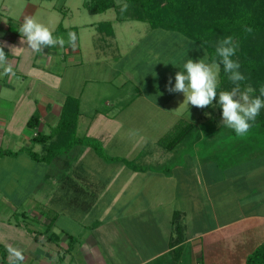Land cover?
<instances>
[{
  "label": "crops",
  "instance_id": "0c3cea01",
  "mask_svg": "<svg viewBox=\"0 0 264 264\" xmlns=\"http://www.w3.org/2000/svg\"><path fill=\"white\" fill-rule=\"evenodd\" d=\"M10 13L11 7L7 0H0V42L15 47L11 51L9 47H5L4 51L16 73L15 77L5 76L0 82V150L8 147L11 139L5 137H10L11 132L15 131L7 130L8 119L12 118L13 110L19 113L21 108H25L23 113L26 115V122L32 114L37 113L40 118L39 127L47 125V134L56 124L64 99L70 96L63 93L65 82H58L56 86L55 82L49 79H42L43 90H37L40 80L33 79L31 73L41 69L45 77L54 78L52 64H61L63 73L65 69L81 67L93 61L94 67L99 66L94 69L96 75L93 80L98 87L97 83L102 82L97 74L100 73V64L105 63L108 68L106 71L110 70L117 58L127 54V45H132H118L115 33L113 37L100 35L94 28L97 23H91L87 26L98 35L91 34L93 41L90 45L96 47L91 57L89 44L83 45L85 54L77 44L75 50L70 47L63 50L50 47L43 49L42 53L31 52L32 55L25 63L23 60L28 50L27 44L22 42L24 37L19 33L20 27L14 23V16ZM22 16L23 13L18 19ZM173 37L181 43L180 38ZM100 39L105 41L104 47L98 44ZM154 49L156 52L157 49ZM174 59L176 57H171L169 61ZM205 60L208 63L207 57ZM94 74L90 71L89 78ZM28 78L36 82V90L26 97L12 95L10 90H18ZM181 94L183 93L175 92L173 98L181 97L182 100ZM152 98L135 89L133 94L120 99L124 102L120 108L109 104L105 111L95 109L91 117V112L81 108L80 118L84 120L79 122L78 132L101 144L98 136L103 128L101 125L105 123L95 126L93 123L96 119H91L93 115L101 113L100 116L108 121L118 117L136 100L155 104L156 111L149 114L151 120L159 118L161 123L167 114L176 117L172 111L174 102L171 104L168 101L167 105H161ZM185 107L192 120L182 116L179 121L193 123L200 108L190 104ZM192 112L196 116L191 115ZM176 124L177 121L170 128ZM161 126L160 129H164ZM18 131L20 132L15 131L18 141L13 144L18 143L20 148L15 147L11 151L21 152V155L28 157L23 150L31 146L30 138L33 132ZM167 132L168 130L152 141L145 137L143 141H136L140 150L135 161L108 155L111 158L133 162L144 168L141 171L128 168L123 161L103 160L90 147L77 145L72 148L71 158L63 153L58 155L56 160L45 163H56L47 165L48 172L44 176L46 182L40 184L36 177L27 186L25 194L22 193L24 180L19 174L20 171L17 172L14 170L16 166L14 168L11 163H7L4 159L7 156L1 157L0 264H9V247L22 251L24 260L20 264H244L247 256L264 244V146L254 148L257 152L254 157L259 160L244 168L248 173L246 177L244 173L243 176L238 174L228 179L220 176L222 165L214 159L216 149L213 154L209 153L204 158L196 152L195 156H191L190 164L175 162L172 168L174 174L171 169H161L159 172L160 163L156 165L155 158L162 149L159 141L168 134ZM208 135L209 130L204 134L205 138ZM202 142L205 141H201V136L197 135L194 141L197 147L195 148L194 144L192 147L198 150L199 144L203 147ZM217 150H220V147ZM18 153L14 157L15 160L21 156H18ZM63 155L64 158H61ZM251 157L247 160L251 161L254 158ZM28 159L30 163H24L27 170L29 168V174L33 176V165L39 167L44 162L34 161L29 157ZM242 161L246 160H237ZM151 173L159 175V179L163 181L174 179L171 192L163 198L168 202L169 211L158 210L159 203H155L151 195ZM253 174L258 178L253 177ZM244 179L246 181H243ZM242 183L245 186H242ZM180 201L181 204L176 205ZM231 203L239 207L240 211L236 217L231 215ZM174 212L182 214L183 242L171 247L170 241L174 236L171 218Z\"/></svg>",
  "mask_w": 264,
  "mask_h": 264
},
{
  "label": "rangeland",
  "instance_id": "374dc122",
  "mask_svg": "<svg viewBox=\"0 0 264 264\" xmlns=\"http://www.w3.org/2000/svg\"><path fill=\"white\" fill-rule=\"evenodd\" d=\"M116 2H119V0H116ZM7 3L11 7L10 15L14 16L12 20H14V23L16 25H19V27L21 26L24 17L31 15L39 22L48 26L50 29L55 30L57 25H59L60 23L64 28L76 27L77 31L75 33H77V38H79L77 44L78 46H80L83 52V47H85L83 45H90L93 41V35L91 34H95L94 36H98L96 35V32H94V30L87 25L103 21H110L112 23L113 31L115 33V39L118 41V45L132 44L127 45V54L123 55L121 58H117L115 64H112L113 66L111 65L110 70L106 71L108 68L104 65L105 63L100 64V73L97 74L98 78L100 76V80L102 82L97 83L98 87H96V84L95 82H93V80L96 75L94 69H97L99 66L96 65L94 67L95 64L92 61L91 63L88 62V65L84 64L81 67L73 66L67 70L65 69L63 73L61 64L59 66L52 64L51 69L52 71L54 70V78L45 77L46 75L43 71H41V69L39 72L31 73L33 79L37 78L40 80V84L37 90H43V85L41 84L42 79H49V81H54L56 86L58 85V82H60L61 84L65 82L63 84V93L79 98L80 109L82 108L86 110V112H91L89 117L92 116L95 109H99L100 111L107 110V105L109 104H113L116 108H120L123 105L122 103H124L121 102V100H123L124 97L126 98V95L128 97L130 94H133L135 89H138L142 93L145 92V95H147L148 97H153L152 99L156 103L159 102V104L161 105H167L168 101H170L171 104L174 102V104H172V111H174L173 115H176V117L167 114L165 116L166 118H162L161 123L158 120L159 118L151 120V118L149 117L150 113H154L156 111L155 104L152 105L147 102L138 100L130 104L124 110V112L119 114L118 117L109 119L108 121L104 120L100 116L101 113H98V115L96 116L93 115L91 119H96V121L93 123L95 124V126H99V124H101L102 122L105 123L101 125L103 126V128L100 131L101 134L98 136V139L100 140L101 146L107 155L120 156L128 160H134L136 159V154L140 150V148H138V145L135 143L136 141H143V137H145V139L147 140L150 139L152 141L161 136L167 130V133L171 134L174 127H170L176 121L178 123L179 119L182 116L184 117V119L190 121L192 120L191 118H189V111H185V106L187 105L183 103L184 94L180 95L182 96V100L181 97H177L175 99L173 98V94L175 92H169L168 88L174 86L175 74L180 70L183 71V63L185 60L192 59L193 61H197L199 59H205L206 52H204V49L198 46L196 43L191 42L178 33H174L175 35H173V32H171L170 34V32H164L161 30L150 31L151 29L149 28L147 23H141L138 21L116 22L114 20L115 13L113 9H110L102 14L91 15L84 8V0H7ZM21 13H23V16L19 20L18 17H20ZM68 32L57 34L53 33V35L63 36L67 41ZM173 36L180 38L181 43L180 41L175 40ZM98 42V44L102 45L101 47H104V40L100 39ZM66 47H69L67 43L65 44L64 48ZM154 47L157 49L156 52ZM55 48L60 47L56 46ZM95 48L96 47L90 45V57L92 55V51ZM60 50L63 49L60 48ZM83 54H85V52ZM31 55V51L28 49L24 54L23 62H25L27 58H30ZM171 57H176V59H174L173 61H169ZM90 71L94 72L95 74L94 76L89 78ZM60 76L62 78L59 80ZM4 77V75L0 74V82L3 81ZM33 79L28 78L25 84L20 86L18 90H10L11 94L22 95L23 97L32 94L36 90V82L33 81ZM89 79L90 82H88ZM169 81H171V83H169ZM123 82H126L124 86L122 85ZM93 97L96 98L92 99ZM24 111H26L25 108H21L19 113H17L16 110L12 111L14 113H12V118L9 117L8 119L7 130H15L16 132H20L18 130H30L25 126L26 115L25 113H23ZM192 113L193 114L191 115L195 114L194 112ZM196 115L198 117L193 120V124L195 123L194 125L196 126V129L191 132V134L185 141L178 143L172 151H167L164 148L160 149V153L157 154V157L155 158V164L158 165V163H160L158 171L160 172L161 169L168 168L169 170L171 169L170 171H172V173L174 174L175 171H173L172 168L174 167L175 162L179 161L190 164L191 156H195L196 152H198V155L201 158H204L207 157L209 153L213 154L215 148L218 149L220 147L221 150L218 154L219 157L218 159L216 158L217 161L215 160L217 163L220 162V165H222V168L220 169V176H225V178L228 179V177H236L238 176V174L240 176H243L244 173L246 177L248 173L244 171V168H248V165L253 163V161L259 160L257 159V157H254L257 155V152L255 150H248V154H244V156L241 155L240 151H237L239 148L246 151L247 146L242 147L244 145H247L246 135L244 137L237 138L231 136V129H228L223 125L221 112L217 110L215 106L210 109L200 108V112H197ZM83 120V118H80L78 124H80L79 122H83ZM161 125L164 127V129H160ZM37 130H43L42 132L45 133V130H48V127L47 125H43V127H38ZM208 130L209 135L205 138L204 134H206ZM15 131L11 132L12 134L10 137H5V139H11V142L8 143V147H6V149L10 151L15 149V147L16 149L17 147L20 148L18 143L16 145L13 144L16 140L18 141V137L16 136ZM197 135L201 136V141H205L202 142L204 143L202 144L203 147H201V144H199V151L192 147L194 141H196ZM30 144L31 146L29 147H31L34 152L40 154L41 146L38 144L34 145L31 143V141ZM196 145L197 144L195 143V148L197 147ZM251 146L252 145L249 144L248 149L252 148ZM72 150L73 149H71V151L69 152H66L67 155L65 156L71 158L70 156L73 155ZM20 153H18V156L21 155ZM21 156L17 160H15V156L13 155L7 156L4 159L7 161V163L12 164L11 167L15 168L16 166L14 170H16L17 172L20 171L19 174L21 178H23L22 180H24L22 193L25 194L27 186H29V183L35 180L36 177L38 178L40 184L46 182L44 181V176L48 172V169L46 168L48 164L41 163L39 167L33 165L34 169H32V176L29 174V168L27 170L26 164L24 163H30V160L28 159V157H25V154H22ZM250 156L254 158L251 157V161H248L247 159ZM61 158H64V155L61 156ZM241 158L246 161L237 162V160L241 161ZM58 160L60 161V157L58 158ZM14 162L16 163L14 164ZM54 163L55 161H53L51 164ZM216 171L217 173H219V170L216 169ZM176 172L178 173V171ZM151 174V195L155 199V203H159L158 210L160 212L169 211L167 208L168 202H165L163 198H165L166 194L171 192V186L173 185L174 179H167L166 181H163L159 179L161 178L159 175L155 173ZM255 176L256 175L253 174V177ZM198 177L199 175L197 176V178ZM256 177L258 178V176ZM197 178H195L196 182ZM183 180L186 181V179ZM226 181L227 183L229 182L228 180ZM243 181L246 180L244 179ZM26 182L28 184H26ZM43 186L45 187V185ZM242 186H245L244 183H242ZM199 189L201 190L200 186L198 190ZM43 190H45V188ZM179 204H181V201L176 205ZM238 208L239 207H236L233 203H231L232 216L236 217V215L240 211Z\"/></svg>",
  "mask_w": 264,
  "mask_h": 264
},
{
  "label": "trees",
  "instance_id": "16d2710c",
  "mask_svg": "<svg viewBox=\"0 0 264 264\" xmlns=\"http://www.w3.org/2000/svg\"><path fill=\"white\" fill-rule=\"evenodd\" d=\"M127 2L130 7L124 14L120 13L119 2L116 0H84L83 5L91 15L102 14L113 9L116 22L138 21L147 23L152 30L159 29L178 33L202 47L206 52L208 63H211L215 56L218 41L224 37L232 36L239 43L233 59L239 61L240 71L246 77L241 82V88L251 86L256 90L254 94L259 95V89L264 87V0H127ZM246 26L253 29L252 33L244 31ZM94 28L100 35L114 36L110 21L99 22ZM68 31L76 32L77 28H64L60 23L53 33ZM232 87V83L223 70V65H220L217 92L230 90ZM214 106L221 112L216 100L213 101L212 106L206 108L210 109ZM80 115L78 98L67 96L61 105L56 124L45 134L37 130L40 125L39 115L32 114L26 122V127L33 132L30 138L31 143L40 145L41 152L38 154L31 147L25 148L23 151L30 159L47 163L58 155L69 152L73 147L82 145L90 147L103 160L123 161L128 168L137 171L144 169L133 162L109 157L98 141L80 134L78 132ZM195 129L196 126L193 123L180 120L171 134L160 139L159 144L165 150L172 151L178 143L185 141ZM230 133L234 138L238 137L232 130ZM246 140L247 145L242 146H247L246 151L240 148L237 150L243 156L248 154V150L253 151L254 148L263 146L264 109L261 110L252 128L246 134ZM249 144L253 149L250 147L248 149ZM215 149L214 159L218 157L221 150ZM17 153L7 149L0 150V158L15 156ZM171 225L174 236L170 245L174 247L183 242L184 225L180 212L172 214ZM244 264H264V244L250 253Z\"/></svg>",
  "mask_w": 264,
  "mask_h": 264
},
{
  "label": "clouds",
  "instance_id": "9594fccd",
  "mask_svg": "<svg viewBox=\"0 0 264 264\" xmlns=\"http://www.w3.org/2000/svg\"><path fill=\"white\" fill-rule=\"evenodd\" d=\"M120 13L128 11L130 5L127 0H119ZM244 31L252 33L253 29L246 26ZM54 29L39 22L33 16H25L19 28V33L24 37L23 43L33 53H42L43 49L59 46L64 48L65 44L75 50L77 48V34L68 32L67 41L63 36H54ZM11 47L6 42H0V69L2 75L15 77L16 73L4 48ZM239 47L238 41L232 36L219 40L215 48V56L211 63L199 59L193 61L187 59L183 63V71L175 74V84L168 88L169 92L184 94V102L197 108L210 107L216 100L221 108L222 123L231 129L236 136L244 137L252 128L262 109H264V87L259 89V95H255V89L251 86L241 88V82L246 77L240 71V63L233 59ZM218 58V60H217ZM220 65L227 74L228 80L233 87L230 90H221L219 87ZM171 83V81H169ZM9 264H20L24 260L21 250L9 247Z\"/></svg>",
  "mask_w": 264,
  "mask_h": 264
}]
</instances>
